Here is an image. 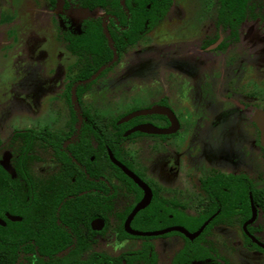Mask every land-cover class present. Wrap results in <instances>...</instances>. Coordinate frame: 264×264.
<instances>
[{"label": "flooded vegetation", "instance_id": "af4514ba", "mask_svg": "<svg viewBox=\"0 0 264 264\" xmlns=\"http://www.w3.org/2000/svg\"><path fill=\"white\" fill-rule=\"evenodd\" d=\"M49 1L80 30L40 12L53 43H40V102L17 116L0 95V227L24 220L20 195L24 214L40 208L54 264H264V0ZM96 23L112 56L77 79L94 54L74 42ZM154 34L166 38L163 95L124 113L95 99Z\"/></svg>", "mask_w": 264, "mask_h": 264}, {"label": "rangeland", "instance_id": "374dc122", "mask_svg": "<svg viewBox=\"0 0 264 264\" xmlns=\"http://www.w3.org/2000/svg\"><path fill=\"white\" fill-rule=\"evenodd\" d=\"M40 12L50 20L47 24H54L60 30L72 33L80 30L72 27L73 12L69 17V11L59 12L57 5L49 0H0V42L5 43L10 58V69L5 74L6 66L0 59V95L3 94L5 105L17 116L27 114L29 106L40 102V67L44 66L40 60V43L48 40L50 46L46 44L47 48L42 49L52 51V38L49 29L40 23ZM76 14L81 25L89 18L79 10ZM153 37L149 48L127 54L117 68L96 82L95 99L104 100L117 112L124 113L153 103L163 95L166 38L155 34ZM5 80L9 84L8 91L3 90ZM2 107L1 101L0 111ZM99 114L107 118L113 115L110 108Z\"/></svg>", "mask_w": 264, "mask_h": 264}, {"label": "trees", "instance_id": "16d2710c", "mask_svg": "<svg viewBox=\"0 0 264 264\" xmlns=\"http://www.w3.org/2000/svg\"><path fill=\"white\" fill-rule=\"evenodd\" d=\"M143 30V26L134 25L130 27L125 37L129 40ZM135 32V33H134ZM114 46L120 50L122 37H117L111 32ZM77 51L93 53L92 61L86 59V69L80 71L77 79L89 77L99 65L107 62L112 56V50L102 31L99 23L91 25L84 35L74 42ZM5 173V172H3ZM6 189L0 186V206L5 205L4 197ZM12 212L21 214L24 220L19 223H11L7 228L0 227V264H54L53 254L57 251H40V208L30 211L28 214L22 212V198L20 195L13 196ZM41 255H48L50 259L45 260Z\"/></svg>", "mask_w": 264, "mask_h": 264}, {"label": "water", "instance_id": "95a60500", "mask_svg": "<svg viewBox=\"0 0 264 264\" xmlns=\"http://www.w3.org/2000/svg\"><path fill=\"white\" fill-rule=\"evenodd\" d=\"M133 116H135V115H132V116H130V117H133ZM120 165V164H119ZM128 172V171H127ZM128 174L130 175V176H132L133 178H135L136 179V177H134L131 173H129L128 172ZM136 181H138V179H136ZM139 182V181H138ZM141 183V182H140ZM141 207H143V205H140L136 210H135V212L139 209V208H141ZM134 212V213H135Z\"/></svg>", "mask_w": 264, "mask_h": 264}]
</instances>
